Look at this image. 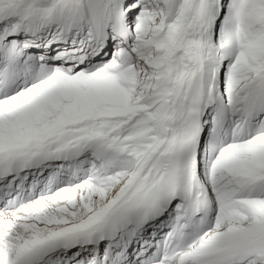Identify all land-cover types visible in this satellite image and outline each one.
<instances>
[{"label": "snow or ice", "instance_id": "1", "mask_svg": "<svg viewBox=\"0 0 264 264\" xmlns=\"http://www.w3.org/2000/svg\"><path fill=\"white\" fill-rule=\"evenodd\" d=\"M0 264H264V0H0Z\"/></svg>", "mask_w": 264, "mask_h": 264}]
</instances>
